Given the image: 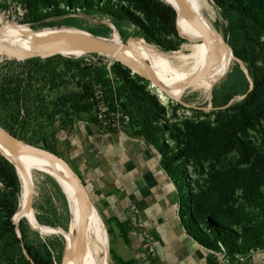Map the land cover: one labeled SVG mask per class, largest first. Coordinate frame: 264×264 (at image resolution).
Masks as SVG:
<instances>
[{"label":"rangeland","instance_id":"374dc122","mask_svg":"<svg viewBox=\"0 0 264 264\" xmlns=\"http://www.w3.org/2000/svg\"><path fill=\"white\" fill-rule=\"evenodd\" d=\"M241 1L247 2L248 0ZM198 10L201 13L202 20L211 24L229 52L227 62H224L225 66L222 65L221 69L210 81L208 89L205 90L203 84L189 76L167 73L156 62L139 60L136 57L130 59L137 64H141L142 68L146 70L148 68L160 83L168 86L179 85L172 89L171 92L179 91L191 83L194 84L180 97L169 100L144 79L140 77V79L134 78L133 75L135 74L130 72L128 75L140 87L137 94L138 97L145 100L146 108L151 109L149 114L153 116V119L150 121L149 126L154 144H149L158 153L159 159L160 151H165L167 156L174 155L171 167L180 171V176L181 178L183 177L182 185H180L181 189L185 192L187 189L188 194L193 196V200L199 199L197 210L194 209L192 212L197 228L212 241L213 238L205 226V219L208 218L217 227L223 229L225 236L232 239L240 250L244 251V253L252 254L257 250L264 249V183L261 182L260 185L256 184V186L247 185L242 189L236 190L231 197L225 196L224 199H220L218 192L214 188V181L219 176L216 175L214 178V173L220 174L226 171L230 173L231 169L245 167L248 169L249 166L239 164L241 157L239 153L233 150L227 154L211 153L221 132L225 133L227 129V131L236 130L240 123V120L234 117L233 112H228L219 117L209 114L212 110L210 108V93L213 89L217 92L222 89L226 75L230 71L229 64L234 61L232 60L231 49L228 46V42L234 44L238 41V36L232 23L233 11L227 6H217L212 0H201V8ZM23 12L24 10L21 9L16 0H0V26L2 24L15 23L29 28L28 23L21 21ZM54 19L62 23L54 28L35 29L33 31H57L73 34L81 32L93 38H110L109 40L113 44L118 43L119 40L121 41L111 21L90 9L83 11L77 8L74 12L65 10L63 14ZM146 23L158 32L156 24ZM198 26L203 33L209 35V31L201 23L198 22ZM123 31L129 35L126 40L137 39L144 45L168 56L181 50V44L186 43L179 37L180 44L177 49L164 52L155 46L145 43L141 38L133 36L132 26L123 27ZM9 47L36 50L31 45ZM182 52L185 53L184 50ZM21 59L0 51V128L11 136L18 135L27 142L22 141L28 146L55 155L70 167L68 153L60 140V125L65 120L74 122L92 120V112L89 111L86 105L83 93L89 87L90 81L78 69L83 66L84 61L85 63H95L102 66L108 63L110 66L114 62L110 61L106 56L96 53H88L80 57L53 54L44 59L29 58L38 59L37 65L39 66L33 67L34 72L30 76L31 79L26 81L27 85H29L27 89L31 93L29 104H32L33 111L29 117L23 119V113L14 97V89L17 82L19 80L25 82L19 74V64L24 61ZM65 61L72 62L70 67L73 70L71 69L68 73L63 72V63ZM187 62L188 66L192 65L190 59H187ZM78 63L80 64L77 67ZM197 68L207 71L211 69V65H205L202 62ZM72 73L76 74L74 78H71ZM184 83L186 85H183ZM210 88L211 91L208 93ZM61 97H65L63 99L64 102ZM241 98L240 96H234L228 102V105ZM43 111L46 112V115L40 113ZM49 113H51V122H49L47 117ZM207 119L210 125L205 129V136L201 139L199 145L191 152L185 151L182 153L183 145L176 141L175 135L181 129L183 122L188 120L207 122ZM22 121L24 122V127L18 131ZM261 128L257 125L255 126L259 133L248 130L246 142L250 146H258L261 152L264 153V122L262 121ZM203 152L206 154H202ZM201 157L206 158L202 160ZM50 162L63 172L52 161ZM24 166L26 172L23 173V184H21L23 185V201L26 208L20 213L17 210L16 219L20 218L17 223L22 221L26 226L27 241L30 244L36 246L41 252L48 251L54 264H62L65 241L56 230L67 231L71 213L70 208L72 207V210L77 215L79 214L76 203L67 204L57 184L51 177L39 172L38 169L40 168L31 163H24ZM71 170L73 171L72 168ZM74 174L86 191L83 180L77 173L74 172ZM21 184L20 187L22 186ZM87 195L98 215L106 237L105 244L101 236L100 222L93 212L96 230L97 264H112L102 209L92 195L88 193ZM18 199L19 208L21 193ZM24 219H27L30 225L39 232L31 229ZM79 257L73 253L69 258V264H78Z\"/></svg>","mask_w":264,"mask_h":264},{"label":"trees","instance_id":"16d2710c","mask_svg":"<svg viewBox=\"0 0 264 264\" xmlns=\"http://www.w3.org/2000/svg\"><path fill=\"white\" fill-rule=\"evenodd\" d=\"M212 1L217 6H227L233 11L232 23L238 41L234 44L228 42V46L233 57L241 63L246 71V75H244L235 61L230 62V71L226 75L222 89L218 92L213 89L210 93V108L212 110L209 114L211 116L219 117L233 112L234 117L240 120L236 130L227 131V129L225 133L221 132L211 153L227 154L233 150L241 157L239 164L249 166L248 169L246 167L231 169L230 173L227 171L220 174L214 173V178L216 175L219 176L214 181V188L220 199H224L225 196L231 197L236 190L247 185L256 186L261 182L264 183V153L258 146H250L246 142L248 130L259 133L255 126L262 129L261 121L264 122V0ZM16 2L24 10L21 21L28 23L31 30L57 27L62 22L60 23L54 18H58L65 10L74 12L77 8L83 11L90 9L111 21L122 42H125L129 37L123 31V27L132 26L133 36L141 38L145 43L155 46L161 51H174L180 44L176 33L177 24L176 30L174 25L175 13L161 0H16ZM60 5L61 7H59ZM146 22L156 24L158 32ZM37 64L38 59H26L19 64V74L25 82L21 80L17 82L14 97L23 113V119L29 117L33 111L32 104H29L31 93L27 89L29 85L26 81L31 79L30 76L34 72L33 67L39 66ZM63 64V72L68 73L72 69L70 67L72 62L65 61ZM78 71L90 82L96 81L102 85L107 102L111 103L114 99L120 100L121 108L129 117L130 132L133 135L141 136L148 143L154 144L149 126L153 119V116L149 114L151 109L146 108L145 100L138 97L140 87L128 75L127 69L117 63L110 65L109 72L112 81L106 79L107 72L102 65L84 61ZM75 75L72 73L71 78H74ZM133 76L140 79L136 75ZM83 93L86 105L91 111V105L88 102L90 88L85 89ZM234 96L242 98L228 105ZM64 98L61 97L62 100ZM40 113L46 115L45 111ZM47 117L51 122V113ZM90 121L94 122L93 115ZM73 122L72 120L63 121L59 132L70 127ZM209 125L208 119L207 122H194L193 120L183 122L181 129L175 135L176 141L183 145L182 153L191 152L199 145L205 136V129ZM23 127L24 122L22 121L18 131ZM12 137L24 141L18 135ZM205 158L201 157L202 160ZM173 161L174 155L167 156L165 151H160L159 165L175 187L178 219L186 234L205 249L215 248L216 243H220L229 255L243 254L244 251L240 250L232 239L225 236L223 229L217 227L208 218L205 219V226L213 238L212 241L197 228L192 212L194 209L197 210L199 199L193 200V196L188 194L187 189L186 192L181 189L183 177L181 178L180 171L171 167ZM19 194L18 176L13 167L0 157V264H30L23 255L22 247L34 264H54L48 251L41 252L27 241L26 226L22 221L17 223L19 232V238H17L11 218L18 208Z\"/></svg>","mask_w":264,"mask_h":264},{"label":"crops","instance_id":"0c3cea01","mask_svg":"<svg viewBox=\"0 0 264 264\" xmlns=\"http://www.w3.org/2000/svg\"><path fill=\"white\" fill-rule=\"evenodd\" d=\"M59 135L70 167L102 209L112 264H213L181 226L175 187L144 138L128 127L101 129L86 120ZM143 230L154 237L149 256L137 235ZM100 231L106 244L101 222ZM249 264H264V249L252 253Z\"/></svg>","mask_w":264,"mask_h":264},{"label":"bare ground","instance_id":"6f19581e","mask_svg":"<svg viewBox=\"0 0 264 264\" xmlns=\"http://www.w3.org/2000/svg\"><path fill=\"white\" fill-rule=\"evenodd\" d=\"M172 3V0H170ZM188 14L193 19L194 24L186 20L177 11V32L181 39L186 43L181 44V50L173 53L171 56L162 54L153 48L144 45L141 41L137 39H129L131 43L129 47L121 49L119 55L132 62L138 69L146 70L141 67V64H137L130 58L136 57L139 60H147L156 62L161 69L165 70L167 73H176L181 75H186L192 79L200 82L205 87V90L210 87V81L221 69L224 62L228 59L229 52L227 48L223 45L222 40L218 33L213 29L210 23L203 21L201 13L198 9L201 8V0H182ZM209 31V35L203 33L198 26V22ZM69 29L76 30L74 28L67 27ZM73 33H62L57 31H33L23 25H17L15 23L1 25L0 26V51L8 53L13 56L20 57L22 59L29 57L31 52H40L45 55L59 54L62 56H74L80 57L90 53L88 49H85L77 44H69L67 38L69 36H87L81 32ZM206 38V40L204 39ZM100 40L110 46H116L118 43L113 44L109 40L110 38H95ZM16 45H31L34 49L23 50L18 48H13L9 46ZM185 51L183 53L182 51ZM230 50V49H229ZM187 59L192 61V65L188 66ZM205 65L210 64V70H199L197 66L200 63ZM227 62V61H226ZM202 66V65H201ZM225 66V65H224ZM147 70H149L147 68ZM155 76V75H154ZM157 79V78H156ZM158 81V80H157ZM159 82V81H158ZM160 83V82H159ZM166 92L170 94H177L182 91L171 92L176 86H168L160 83ZM0 135L4 140L13 146V149H6L0 145V155L8 157L11 161L16 164V173L19 178L20 184H23V173L26 172L24 163H31L38 168L45 169L48 173L54 174L56 180L64 190L66 195L65 200L67 204L76 203L79 214L77 215L72 209L69 216L67 231H62L57 229L56 232L62 236L65 241V247L63 250L62 264H69L70 256L75 253L79 257L78 264H97V252H96V242H95V225H94V214L92 211L91 204H86V202L80 200L74 193L68 176L63 173L64 170L52 161L56 166H58L63 172L58 170L40 151L31 150L27 144L18 140L4 130L0 128ZM21 184V185H22ZM21 200L19 208H17L18 213L26 208L23 201V185L20 187ZM64 196V195H63ZM17 210L12 217V220L16 222L20 218L16 219ZM27 221V219H25ZM81 220L84 221V240L81 247H77L78 230ZM30 227V223L27 221ZM35 229L34 227H32ZM38 231L37 229H35ZM55 231V230H54ZM39 232V231H38ZM63 241V240H62Z\"/></svg>","mask_w":264,"mask_h":264},{"label":"water","instance_id":"95a60500","mask_svg":"<svg viewBox=\"0 0 264 264\" xmlns=\"http://www.w3.org/2000/svg\"><path fill=\"white\" fill-rule=\"evenodd\" d=\"M164 4L168 5L175 13V21H174V25H175V30H176V18H177V11L189 22H191L192 24L195 25L193 19L190 17V15L188 14L187 9L185 8L182 0H172V3L170 2V0H161ZM176 33L178 35V32L176 30ZM178 37H180L178 35ZM206 40V38H204ZM67 42L69 44H77L85 49H88L90 51V53H96V54H100L103 56H106L110 61L119 64L121 67L127 69L131 74H135L138 77L144 79L145 81H147L149 84H151L152 86L155 87V89H157L165 98L172 100L175 98L180 97L182 94H184L189 88H191V86H193L194 83H191L190 85H188L187 87H185L182 91H180L177 94H170L168 92L165 91L164 87L157 81L156 77L153 75V73L150 70H140L138 69L132 62L121 58L119 55V52L121 49H124L126 47H129V45L131 44L128 40H126L125 42H122L119 40V43L116 46H110L100 40H97L93 37H89V36H69L67 38ZM231 52V50H230ZM53 55V54H51ZM232 55V53H231ZM49 55H45L43 53L40 52H31L29 57H26L24 59L21 60H26L29 58H39V59H44L46 57H48ZM232 60H234L238 65L240 70L243 72L244 75H246V71L244 69V67L241 65V63L236 60L233 55H232ZM210 90L208 91V93H210ZM0 145L6 149H13V146L9 143H7L4 138L0 135ZM29 147V146H28ZM31 148V150H35V151H40L42 152L45 157L49 160L54 161L57 165H59L64 172L66 173V175L68 176V180L69 183L74 191V193L76 194V196L86 202L87 205H89L90 203V199L86 193V191L84 190V188L81 186V184L79 183V180L77 179L76 175L74 174V172L71 170V168L60 158L56 157L55 155L38 149V148H34V147H29ZM5 161H7L14 169L15 173H16V164L11 161L8 157L6 156H1ZM39 172L44 173L46 175H48L49 177H51L54 182L57 184L58 188L60 189L62 195H64V197H66L64 190L62 189V187L60 186V184L58 183V181L56 180V177L54 176V174L52 173H48L45 169L41 168L38 169ZM17 175V173H16ZM11 221L15 227V233L17 238H19V232L17 230V221L14 222L11 218ZM30 227V226H29ZM31 228V227H30ZM32 229V228H31ZM34 230V229H33ZM36 231V230H35ZM83 240H84V221L81 220L80 222V226H79V230H78V239H77V247H81L83 244ZM22 252L23 255L25 257V259L27 261H29L30 264H34L30 258L28 257V255L25 253L23 247H22Z\"/></svg>","mask_w":264,"mask_h":264},{"label":"built area","instance_id":"2783aa9c","mask_svg":"<svg viewBox=\"0 0 264 264\" xmlns=\"http://www.w3.org/2000/svg\"><path fill=\"white\" fill-rule=\"evenodd\" d=\"M106 70V79L112 81L109 72V63L104 65ZM90 95L88 102L91 105V112L95 124L101 129L107 130H121L123 127H128L129 117L121 108L120 100H112L107 102L104 97L103 87L96 81H91L89 84ZM178 211V204L176 212ZM142 245L144 256H149L154 251V237L148 231H141L138 234ZM205 249V248H204ZM207 255L211 258L213 264H249L251 253H243L236 255H229L225 252L220 243H216L215 248L205 249Z\"/></svg>","mask_w":264,"mask_h":264}]
</instances>
